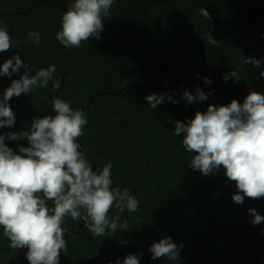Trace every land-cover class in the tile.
<instances>
[{
  "label": "trees",
  "instance_id": "16d2710c",
  "mask_svg": "<svg viewBox=\"0 0 264 264\" xmlns=\"http://www.w3.org/2000/svg\"><path fill=\"white\" fill-rule=\"evenodd\" d=\"M72 2L0 0V22L13 41L0 52V64L19 55L31 74L55 64L53 78L60 81L58 89L50 81L12 97L15 125L0 133L29 130L33 118L55 115L54 99L65 100L88 121L77 142L93 170L110 161L113 187L128 188L139 205L135 213L120 214L127 231L104 237L93 236L83 220L66 217L67 251H61L59 264H116L141 251L139 264H173L166 257L151 259L149 245L165 236L183 245L176 264H264V222L252 225L247 211L264 216V198L235 203L237 189L224 170L207 176L193 170L194 153L183 147V134H174L175 121L187 123L209 104L242 103L250 91L264 94V0H114L100 39L66 49L56 33ZM33 30L40 34L38 45L28 37ZM209 33L216 46L208 43ZM242 56L260 60V66L241 65ZM234 69L239 81L225 82L223 76ZM23 72L0 74V98ZM198 87L211 93L208 99L187 103L183 90L195 93ZM150 93L179 103L151 108L145 99ZM5 143L16 151L28 146L26 139ZM117 214L113 207L109 219ZM26 252L12 249L0 226V264H29Z\"/></svg>",
  "mask_w": 264,
  "mask_h": 264
},
{
  "label": "clouds",
  "instance_id": "9594fccd",
  "mask_svg": "<svg viewBox=\"0 0 264 264\" xmlns=\"http://www.w3.org/2000/svg\"><path fill=\"white\" fill-rule=\"evenodd\" d=\"M114 0H73L64 12L56 39L67 48H79L82 41L100 39L105 18L111 17ZM201 15L211 20L210 13L200 9ZM28 37L34 44L41 43L39 32L33 30ZM208 43L218 41L208 34ZM19 44V41H17ZM13 47L6 25L0 22V52ZM242 64L260 66V60L242 56ZM24 68L18 79H13L0 98V128L15 125V113L9 106L12 97H19L38 88L58 89L60 81L53 78L55 64L31 69L19 55H13L0 64V74L9 76ZM264 77V70L260 72ZM238 82L239 70L223 76ZM206 84L211 80L204 78ZM211 93L199 87L195 93L183 90L187 103L203 102ZM145 99L151 108L165 101L178 104L179 100L161 93L147 94ZM55 115H43L32 119L29 130L0 133V226L12 249L26 248L29 264H59L61 251H67L63 227L65 218L83 220L93 236L116 234L118 229L128 230L127 221L120 214L138 211L139 201L128 188L113 187L112 163L93 170L79 150L78 138L88 123L82 110H74L68 102L56 98L52 103ZM174 134H183L182 145L190 153V167L202 175L220 169L237 191L232 200L242 204L245 197L264 198V94L250 91L243 102L232 99L226 105L207 106L206 111H196L187 121H175ZM26 139L28 146L18 145V151L8 147L5 140ZM51 201L52 206L47 202ZM115 207L118 214L109 219V211ZM251 224L264 222V216L255 209ZM107 233V235H106ZM179 247L165 236L149 245L151 259L166 257L176 264L180 260ZM138 254L128 253L116 264H139Z\"/></svg>",
  "mask_w": 264,
  "mask_h": 264
}]
</instances>
